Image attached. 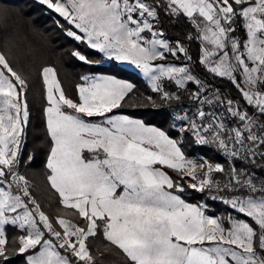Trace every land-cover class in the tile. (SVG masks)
<instances>
[{
	"label": "snow or ice",
	"instance_id": "snow-or-ice-1",
	"mask_svg": "<svg viewBox=\"0 0 264 264\" xmlns=\"http://www.w3.org/2000/svg\"><path fill=\"white\" fill-rule=\"evenodd\" d=\"M38 3L71 26L54 21L68 38L141 69L161 100L182 99L167 90L170 83L178 89L199 85L189 96L201 106L191 116H176L187 122L177 135L215 146L228 163L226 168L189 158L184 138L116 114L130 106L126 98L134 84L113 75H83L72 97L56 67L40 66L50 142L46 179L60 204L84 224L63 214L50 219L19 171L31 115L30 79L14 66L10 50L0 49V264L8 261L7 228L23 230L11 239V249L25 255L26 264H97L88 245L97 235L123 254L124 264H264V0ZM165 14L187 18L196 30L188 39L201 42L199 64L226 78L239 100L222 99L219 89L205 95L209 89L187 65L159 63L179 53L192 59L180 41L170 43L158 30ZM237 22L243 37L235 34ZM71 55L95 63L79 50ZM146 99L156 106L152 96ZM188 189L207 192L234 212L217 215L207 203H190Z\"/></svg>",
	"mask_w": 264,
	"mask_h": 264
},
{
	"label": "trees",
	"instance_id": "trees-1",
	"mask_svg": "<svg viewBox=\"0 0 264 264\" xmlns=\"http://www.w3.org/2000/svg\"><path fill=\"white\" fill-rule=\"evenodd\" d=\"M57 19L65 27H71L62 18L47 10L45 6L40 5L38 0H0V49H4L5 46H9L8 43H12L17 48L20 46L23 49L30 50V54L26 57L27 59L24 64L27 69L24 73L30 79L28 100L31 115L25 140L26 144L22 148L21 153L22 162L19 168L29 179L35 180L38 170L42 172L48 171L46 162L50 143L43 117V107L46 102L43 99L42 82L36 70L40 66L55 65L60 67V64L65 68L66 73L64 76L67 75V80L70 83L73 81L72 78L75 79L74 81L78 80V78L80 80V74L82 73H111L129 79L135 85L133 93H130L129 97L126 98L130 106L114 110L115 113L120 112L139 117L147 123L163 128L173 138H184L183 150L189 157L201 155L213 163L220 162L227 168L228 158L218 151L215 146L197 145L193 142V137L185 136L183 133L177 135L179 128L186 126L187 122L181 121V123L180 120H177L176 116H174V109L179 105L194 103L189 93L194 92L195 89L200 87L199 85H196L194 82H188L186 89H178L174 84L170 83L167 90L181 95L182 99L179 102H165L161 100L157 93L151 90L150 83L137 72L126 69L121 64H116V69L113 67L112 62H106L102 53H98L87 45L68 38L54 23ZM157 27L162 29L171 43L180 41L187 44L190 56L192 57L190 61L198 79L203 81L207 86L219 89L223 93L222 99L224 97H231L236 100L240 99L241 94L226 78L215 77L214 74L207 73L203 65L199 64L201 42L199 39H188V36L196 35V30L186 17L181 15L179 18L173 17L169 19L165 14L162 16L161 25ZM235 34L239 37L244 36L240 25H238ZM73 50H79L89 60L95 61V63L86 64L79 61L71 55ZM69 57L73 60L75 59V61L68 66L65 60ZM78 65H83V68L77 71L78 75L74 76L73 73L77 70ZM148 96L153 97L156 101V106L147 101L146 98ZM241 103L244 102L241 101ZM173 124L176 125L175 129L172 128ZM169 172L172 174L171 170ZM216 176L219 179H223L222 174H216ZM36 192L40 196L41 190L37 189ZM215 194V192L211 193V195ZM53 195H55V199L52 200L51 198V200L56 203V206L53 209L45 207L49 211L47 213L53 218L59 214H63L68 219L83 226V219L72 214L74 210L65 209L60 204V197L57 196L58 193L54 189ZM185 198L197 204L207 203L211 212L218 215L234 212V210L230 209V206L224 205L221 201L211 200L207 192L199 193L188 189L185 193ZM19 234H23V230L18 228L6 229V235L10 241L7 264H26V256L18 252L14 253L11 249V239ZM88 245L96 256L97 264H124L125 262L123 254L118 249L109 248L107 246L108 242L100 235H97L95 238H89Z\"/></svg>",
	"mask_w": 264,
	"mask_h": 264
},
{
	"label": "rangeland",
	"instance_id": "rangeland-1",
	"mask_svg": "<svg viewBox=\"0 0 264 264\" xmlns=\"http://www.w3.org/2000/svg\"><path fill=\"white\" fill-rule=\"evenodd\" d=\"M70 26V25H69ZM158 30H160V31H162V29H160V28H158ZM166 36V35H165ZM167 37V36H166ZM168 38V37H167ZM169 42H170V40H169ZM171 43V42H170ZM187 49H188V46H187V44L186 43H182ZM8 45L9 46H5L4 47V49L5 50H10V59H12L13 60V63H14V66H16L19 70H21V71H23V72H25L27 69H26V65H24L25 64V62H26V57L27 56H29V52H30V50L29 49H23L22 47H20L19 46V48H17L15 45H13L12 43H8ZM188 55H190V53H189V50H188ZM51 56V55H50ZM104 56V55H103ZM169 56H170V58H172L171 60L169 59ZM168 57H167V60H165V61H161V62H159V63H164V64H175L176 66H185V65H187L188 67H189V70H190V72H191V74L193 75V76H195L197 79H198V77L196 76V74H195V72H194V69H193V66H192V62L191 61H189V60H186L185 59V57H184V54L183 53H179L178 54V58H174V57H172L171 55H169ZM58 57V56H57ZM104 59L106 60V62H112V64H113V67H115L116 69H117V65L116 64H120V62H122V61H116V60H110V59H108L107 57H105L104 56ZM170 60V61H169ZM66 65H70L71 63H73L74 61H75V59L73 60V59H71L70 57L69 58H66ZM76 63V62H75ZM123 63V62H122ZM125 63H127V66L128 65H130V63L129 62H125ZM47 66H54V67H56V69H57V72H58V75H59V78H60V80H61V83H62V86L65 88V91H66V93L68 94V95H70V96H72V97H75L76 96V94H77V90H76V85L78 84V83H81V79L79 80V78H78V80L76 79V81H74L75 79H73L72 78V80L73 81H71V83L67 80V75H65L64 76V74L66 73V71H65V68L64 67H62V65L60 64V67L59 66H55V65H47ZM129 67H131V68H133L134 70H136V72L141 76V77H143L145 80H147L148 81V79H147V77L143 74V72H142V70L141 69H139V68H137L135 65H133V66H129ZM83 68V65H78V68H76L77 70L76 71H74V73H73V75L75 76V75H78L77 74V71L78 70H80V69H82ZM69 73H70V70H69ZM81 76H83V75H87V74H85V73H82V74H80ZM80 75H79V77H80ZM109 75V74H108ZM113 75H115V74H113ZM71 76V75H70ZM115 77H117L118 79H123V80H125V81H129V80H127L126 78H124V77H120V76H118V75H115ZM81 78V77H80ZM149 82V81H148ZM150 83V82H149ZM205 86H207L206 84H205ZM207 108V109H206ZM204 110L206 111V112H208V111H212L213 109L210 107V106H208V107H206ZM216 111L218 112V113H222V112H224V109H223V107H219V108H217L216 109ZM181 122V121H180ZM182 122H184V121H182ZM181 122V123H182ZM25 140H26V138H25ZM25 140H24V144L22 145V148H24L25 147V144H26V142H25ZM189 158H192V159H208V158H204V157H202L201 155H197L196 157H189ZM209 160V159H208ZM40 162V161H39ZM215 163H220V162H215ZM20 171V173L22 174V175H25L22 171H21V169L19 170ZM46 174H47V172H42V171H40V170H38L37 171V173H36V175H37V177H36V179L35 180H33V179H29L26 175H25V177L30 181V185H31V187H30V191H31V193H32V195H33V197L37 200V202L38 203H40V205H41V209L47 214V215H49V217H50V219H52L53 217H51V215L49 214V213H47V212H49L48 211V209L47 208H45V207H48V208H50V209H53V207H55L56 206V203L55 202H52V200L53 199H55V195H53V189L50 187V184L48 183V181H47V179H45L46 178ZM45 176V177H44ZM216 178L217 179H219V177H217L216 176ZM187 179V178H186ZM37 189H40L41 190V193H40V196H38L37 195V192H36V190ZM52 190V191H51ZM58 197H59V194L57 195ZM47 197V198H46ZM46 198V199H45ZM51 198H52V200H51ZM45 199V200H44ZM43 202H44V204H43ZM46 202V203H45ZM60 215V214H59ZM65 218H67L66 216H65ZM54 226H56L55 224H54ZM57 228H58V226H57ZM59 230V229H58Z\"/></svg>",
	"mask_w": 264,
	"mask_h": 264
},
{
	"label": "built area",
	"instance_id": "built-area-1",
	"mask_svg": "<svg viewBox=\"0 0 264 264\" xmlns=\"http://www.w3.org/2000/svg\"><path fill=\"white\" fill-rule=\"evenodd\" d=\"M239 25V22H237V24L235 25L236 29ZM238 36V35H237ZM209 91H206L204 94L211 96L212 95V90H215V88L211 87V86H206ZM197 89L194 90V92ZM203 98V97H201ZM201 105L199 104L198 101H194V103L188 104V105H179L178 107H176L174 109V116H178V115H184V114H188V115H192V113H194L196 111L197 107H200ZM206 107H208V105H203V108L205 109ZM207 109V108H206ZM186 122V121H184Z\"/></svg>",
	"mask_w": 264,
	"mask_h": 264
},
{
	"label": "crops",
	"instance_id": "crops-1",
	"mask_svg": "<svg viewBox=\"0 0 264 264\" xmlns=\"http://www.w3.org/2000/svg\"><path fill=\"white\" fill-rule=\"evenodd\" d=\"M165 35V34H164ZM243 35H244V30H243ZM169 39V38H168ZM169 59L171 60L172 58H170V56H169ZM169 60V61H170ZM120 64L122 65V66H124L126 69H129V70H132V71H135L136 72V70H134L133 68H131V67H129V66H133V64H131L130 63V65H128L127 66V63H125V62H120ZM100 74H103V75H113V74H111V73H97V75H100ZM87 75H90V74H87ZM113 76H115V75H113ZM127 79V78H126ZM127 80H129V79H127ZM127 82H130V83H132L133 84V82L132 81H127ZM116 114H124V115H128V114H125V113H116ZM130 118H133V119H140V120H143V119H141V118H139V117H134V116H131V115H128ZM144 121V120H143ZM145 122V121H144ZM146 124H149V125H151V126H154V127H159V126H157V125H155V124H150V123H147V122H145ZM159 128H161V127H159ZM162 130H164L163 128H161ZM165 131V130H164ZM184 151V150H183ZM185 152V151H184ZM186 153V152H185ZM187 155V154H186ZM188 156V155H187ZM189 157V156H188ZM169 171V170H168ZM170 173V172H169ZM188 202H190V203H195V202H192V201H189V200H187ZM197 204V203H196ZM218 215V214H217Z\"/></svg>",
	"mask_w": 264,
	"mask_h": 264
}]
</instances>
